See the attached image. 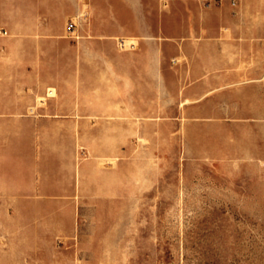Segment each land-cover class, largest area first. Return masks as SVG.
<instances>
[{"label":"rangeland","instance_id":"obj_1","mask_svg":"<svg viewBox=\"0 0 264 264\" xmlns=\"http://www.w3.org/2000/svg\"><path fill=\"white\" fill-rule=\"evenodd\" d=\"M165 3L170 24L178 8L202 7L215 23L264 25V0ZM157 7L154 0L155 17ZM259 34L250 51L264 58ZM49 90L36 97L38 109L49 107ZM177 99L161 112L154 94L152 111L122 118L114 142L95 121L88 143H69L71 168L57 169L60 153L51 152L45 186L57 191L24 202L40 206H0V264H264V112L244 110H264V95L229 97L221 119H209L202 97L189 136L176 121ZM38 109L21 117L52 115Z\"/></svg>","mask_w":264,"mask_h":264},{"label":"crops","instance_id":"obj_2","mask_svg":"<svg viewBox=\"0 0 264 264\" xmlns=\"http://www.w3.org/2000/svg\"><path fill=\"white\" fill-rule=\"evenodd\" d=\"M2 1L0 206H40L24 202L57 191L45 186L52 182L51 152L60 153L57 169L75 166L66 152L71 143H88L95 121L112 129L114 142L122 118L152 111L154 94L161 112L170 95L178 97L176 121H186L188 136L199 127L202 97L209 119H221L229 97L264 95V58L250 51L262 24L215 23L202 7L178 8L170 24L165 0H155L157 17L154 0ZM48 89L55 96L38 109L36 97ZM31 107L52 115L21 117Z\"/></svg>","mask_w":264,"mask_h":264},{"label":"built area","instance_id":"obj_3","mask_svg":"<svg viewBox=\"0 0 264 264\" xmlns=\"http://www.w3.org/2000/svg\"><path fill=\"white\" fill-rule=\"evenodd\" d=\"M69 28L71 29L72 28V25H70Z\"/></svg>","mask_w":264,"mask_h":264}]
</instances>
